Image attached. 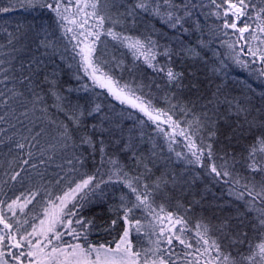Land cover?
I'll return each mask as SVG.
<instances>
[{
  "label": "trees",
  "instance_id": "trees-1",
  "mask_svg": "<svg viewBox=\"0 0 264 264\" xmlns=\"http://www.w3.org/2000/svg\"><path fill=\"white\" fill-rule=\"evenodd\" d=\"M173 2L181 5L180 15L185 4L191 11L183 21V28H170L158 17L139 9L135 17L120 16L135 0H107V4L101 0L99 5L101 14L123 21L112 25L106 19L104 29L112 27L117 33L155 42L156 58L151 61L155 69L149 67L143 56H134L126 45L103 31L95 42L94 55L103 70L121 85L128 84L156 109L171 115L180 128L188 129L193 143L202 150L198 152L200 162H195L184 136L174 137L176 142L171 144L170 151L156 124L137 109L121 104L106 89L92 86V81L79 68V57L73 59L75 41L71 33L66 39L55 14L47 7L21 6L18 0H0V7L14 6L10 11L0 12V61H3L0 69L8 70L0 79L4 75L10 78L5 81L7 87L0 84L5 94L0 97V117H3L0 120V212L11 225L10 229H4L0 224V233L15 234L17 229L21 233L31 232L33 224L39 227L49 193L55 199L67 189L69 180H78L84 174L85 178L95 175L96 181H108L110 172L121 168L129 177H139L137 184L141 192L147 186L157 210L164 208V219L157 229L171 227L167 213L184 220L183 235L193 247L186 248L174 238L171 259L176 264L195 260L199 256L195 249L204 247L202 241L197 244L198 224L209 226V237L237 264H247L241 258L250 254V243L255 248L261 239L253 228L258 213L249 211L244 201L229 195V188L237 177L242 183L245 177H254L257 184L264 179V173H253L247 166L250 146L264 134V64L248 51L249 44L253 49L264 50L258 40L250 39V34L264 35L257 29L261 21L256 18V13L264 7V0H245L249 7L244 11L248 14L239 17L232 13L229 3L239 7L240 0ZM226 22L236 23L237 28L248 25V31L243 33L248 42L240 39L241 33L236 29L226 28ZM189 49L194 52L190 54ZM165 51L169 55H164ZM236 57L247 67L236 63ZM169 68L180 74L171 82L167 76ZM85 83L90 86L89 91L84 90ZM8 88H14L19 95L8 99L12 95ZM69 115L79 118L78 126ZM141 120L145 123L141 124ZM61 122L68 125L72 136L66 143L60 137ZM161 127L172 135L168 124ZM212 132L216 135L211 136ZM82 137L90 139L91 144L81 143ZM209 143L212 144L211 159ZM18 144L24 147L19 148ZM110 160L117 164L113 166ZM225 163L232 176L214 179L211 166L220 168ZM16 173L19 175L13 180ZM61 177L64 179L60 180ZM101 189L103 194L98 189L80 215L93 222L89 240L94 245L107 246L108 241L119 238L125 227L121 219L115 230H105L115 219L110 206H118L122 195L133 201L135 197L118 181L102 184ZM32 193H37L35 198ZM26 200L31 202L25 204ZM13 201L17 203L10 211L8 205ZM21 205H24L23 211ZM142 217L145 225L152 220L151 216L136 210L135 219ZM225 224L227 227L222 229ZM180 227L176 225V229ZM150 234V228L139 234L133 230L130 239L134 246L150 248L153 247ZM157 235L158 230L151 235V241ZM165 235L171 233L166 229ZM163 247L169 246L165 242ZM206 259L207 256L202 257L200 264ZM23 261L28 262V258Z\"/></svg>",
  "mask_w": 264,
  "mask_h": 264
},
{
  "label": "snow or ice",
  "instance_id": "snow-or-ice-1",
  "mask_svg": "<svg viewBox=\"0 0 264 264\" xmlns=\"http://www.w3.org/2000/svg\"><path fill=\"white\" fill-rule=\"evenodd\" d=\"M18 2L21 6L27 4L30 7H47L53 12L57 23L64 30L66 39L68 38L67 34L71 33V39L75 41L72 44L73 59L75 60L76 57H79V68L92 81V86L106 89L108 94L121 104H126L133 109H137L148 121L156 124L157 130L162 132L168 141L170 151L172 150L171 144L176 142L174 137L176 135L184 136L188 148L192 150V156L195 158V162H200L201 155L198 152H202V150L197 149L196 144L192 141V136L188 135V129L180 128L179 122L174 121L171 115L163 110L156 109L150 100L143 98L141 95H137L135 90L128 84L121 85L119 80H116L103 70L102 64L94 55L96 51L95 42L99 40L101 32L103 31L104 34L126 45L133 52L134 56H143L149 67L155 69L156 66L151 63L156 58V53L154 52L156 44L154 41L148 39L145 42V40L140 38L117 33L112 27L104 29L106 19L112 25L117 23L122 24L123 21L119 17L113 19L110 16L106 17V15L101 14L99 8L101 0H75V2L74 0H66V2L65 0H18ZM105 3L107 4V0H105ZM13 7H0V12L10 11ZM248 7L249 4L245 0H240L239 7L229 3V8L235 9V14L238 17L247 15L248 13L244 9ZM87 9H91V11H87ZM137 9L143 13L158 17L162 23L167 24L173 29H177L178 27L183 28L185 17L191 14L190 9L185 4L183 5V15H180L179 10L181 9V5L174 3L173 0H135V3L129 6L126 12L120 13V16L135 17L137 15ZM256 18L261 21L257 25V29L259 33L264 34V7H261L256 13ZM90 20H94L95 22L90 23ZM68 25H73L74 27H68ZM224 26L226 28L231 26L233 29H236L241 33L240 39H244L246 43L248 42L249 38L243 36V33L248 31V25L237 28L236 23L229 24L226 22ZM76 29H80V31H76ZM184 30L187 31V29ZM250 39L258 40L260 44L264 45V35L257 36L250 34ZM9 43H11V40ZM188 51L190 54L194 52L192 49ZM248 51L253 57H258L261 63L264 64V50H261L259 47L253 49L251 44H249ZM163 54L169 55L167 51ZM236 63L247 67V64L242 62L239 57H236ZM0 64H3V61H0ZM7 71V69H0V75H3ZM179 75V73H174L171 68L167 71L170 82L176 80ZM9 79L7 75H4L3 79H0V84H4L7 87L5 81ZM24 79L30 80L29 77H25ZM76 79L79 80L80 76L77 75ZM23 82L24 80H21V83ZM83 88L85 91L90 90V86L87 83L83 85ZM8 92L12 94L8 99L19 95L14 88H8ZM4 95V92L0 90V97ZM8 99L4 100L5 104L8 103ZM58 99L60 98L58 97ZM95 110H99V105H97ZM2 119L3 117H0V120ZM69 119L72 120L74 125L78 126L80 123L79 118L74 115H69ZM140 123L144 124L145 121L141 120ZM163 124L169 125L172 129V135H169L161 127ZM59 128L62 129L60 131V137L64 139L65 143L72 139L68 125L61 122ZM177 129L179 130L177 131ZM36 135L39 136L40 133ZM210 135L214 136L216 133L212 132ZM81 143L91 144V141L87 137H82ZM17 147L23 148L24 145L18 144ZM207 147L208 156L211 159L213 156L212 144L209 143ZM103 153L104 150L101 148L102 162ZM177 156H181V153H177ZM247 160V166L251 172L264 173V134L257 137L256 141L250 146ZM192 162L189 161V163ZM24 163H28V161L25 160ZM109 163L113 166L117 164L115 160H110ZM121 172H123L121 168H116L114 171H111L108 181L103 179L96 181L95 175L86 176L85 178L84 174H82L78 180H69L67 189L62 194H57L55 199H52V194L49 193L48 206L44 209V218L40 220L39 227L33 224L31 232L25 231L21 233L17 229L15 234L8 231L4 235H0V264H13V261L15 264H23L22 258L25 257L28 258V264H176V261L171 259L172 248L174 247L173 239L179 240V243L183 244L186 248L193 247V245L185 241L183 235L185 232L184 220L174 216L172 213H167V220L171 224V227L165 225V227L157 229V225L164 219V208L160 207L157 210L153 206V202L150 200L151 193L148 191L146 185L144 191H140L137 184L139 177H129L127 172H123V175H121ZM211 172L215 174L214 179H223L224 177L232 176V173L228 171L226 163L225 165H221L220 168H217L213 164L211 166ZM18 175L19 173H16L12 176V179L15 180ZM63 179V177L60 178V180ZM60 180H57L58 184ZM109 181L123 183L129 189L132 196L135 197V200L133 201L127 195H122L118 206H110L109 210L115 214V219H112L111 227L105 228V230L109 232L115 230V227L121 219L125 227L119 238L108 241L107 246L104 243L94 245L89 240L93 222L91 220H85L80 215V212L87 203H91L90 198L97 194L98 189L100 190V194H103L101 185ZM225 183H228V181H225ZM36 195L37 193H32L33 198ZM229 195L244 201L249 211L258 213L254 218L256 223L253 224V228L259 232L261 239L255 245V248L250 243V254L243 256L241 259L246 261L247 264H264V179L257 184L254 177H245L242 183L241 178L237 177L232 181V187L229 188ZM17 200H19V197ZM30 202L31 200H26L25 204ZM16 203L17 201H13L12 204L8 205L10 211H13ZM258 204L262 207L257 208L256 206ZM20 207L21 211H23L24 205ZM136 210H140L145 216H151L152 220H149L147 225H145L142 222L143 217L141 219H135ZM0 224H3L4 229L11 228V225L5 221L2 212H0ZM176 225H181V227L176 229ZM226 227V224L221 226L222 229ZM146 228L151 229L149 240L153 244V247L143 248L142 246H134L130 239L132 231L134 230L139 234L145 232ZM166 229L171 235H165ZM174 229L176 230L174 231ZM157 230L159 231V235L156 236L155 241H151V235H155ZM209 230V226L206 224L197 225V244H200L202 241L204 247L202 249L197 247L195 250L199 253V256L195 260L186 261V264H200V259L205 256H207V259L204 261V264H237L236 260L230 254L222 251L216 240H212L209 237ZM17 235L19 238H17ZM66 236L72 239L67 240L65 239ZM165 242L169 247H163ZM113 243L115 247L110 246ZM5 248L8 250L5 251ZM12 249L19 251H12ZM213 252L215 253L214 256L212 255ZM185 255H190V253H185ZM257 257H259V260H257Z\"/></svg>",
  "mask_w": 264,
  "mask_h": 264
},
{
  "label": "rangeland",
  "instance_id": "rangeland-1",
  "mask_svg": "<svg viewBox=\"0 0 264 264\" xmlns=\"http://www.w3.org/2000/svg\"><path fill=\"white\" fill-rule=\"evenodd\" d=\"M0 235H3V234L0 233ZM23 259H24V258H22V261H23ZM23 263H24V264H28V262H26V261H25V262L23 261Z\"/></svg>",
  "mask_w": 264,
  "mask_h": 264
},
{
  "label": "bare ground",
  "instance_id": "bare-ground-1",
  "mask_svg": "<svg viewBox=\"0 0 264 264\" xmlns=\"http://www.w3.org/2000/svg\"><path fill=\"white\" fill-rule=\"evenodd\" d=\"M231 9V8H230ZM235 12H236V10L234 9V11H232V13L235 15V16H237L236 14H235Z\"/></svg>",
  "mask_w": 264,
  "mask_h": 264
},
{
  "label": "water",
  "instance_id": "water-1",
  "mask_svg": "<svg viewBox=\"0 0 264 264\" xmlns=\"http://www.w3.org/2000/svg\"><path fill=\"white\" fill-rule=\"evenodd\" d=\"M231 10H232V11H234V9H233V8H231Z\"/></svg>",
  "mask_w": 264,
  "mask_h": 264
}]
</instances>
